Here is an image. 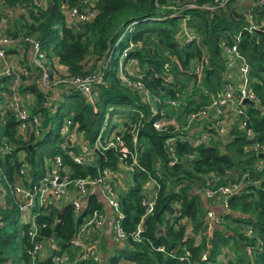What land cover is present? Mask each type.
Segmentation results:
<instances>
[{"label":"trees","instance_id":"16d2710c","mask_svg":"<svg viewBox=\"0 0 264 264\" xmlns=\"http://www.w3.org/2000/svg\"><path fill=\"white\" fill-rule=\"evenodd\" d=\"M214 1L95 0L93 19L86 25L70 29L65 26L62 0H45V4L35 0H0V16L7 11L16 13L6 35L12 39L37 38L51 70H55L57 64L62 66L67 79H85L98 72L103 74L100 84L90 86L89 98L74 89L62 99L51 102L50 94H44L39 88L37 70L26 62L19 63H26L24 68L30 74L18 76L15 93L27 100L30 112L42 118L44 132L36 141L18 134V122L4 104L14 93L12 87L16 78L0 79V148L3 141L16 147L9 155L0 153L1 184L6 190V205L0 206V264H40L27 255L28 225L21 221V216L18 219L10 214L20 213V203L11 192L17 182L18 154L23 153L24 161L30 166L28 177L33 181L49 172L54 156L61 157L71 179L96 180L104 169H118L120 161L115 151L107 150L102 153L103 159L98 157L92 164L83 166L76 164L69 155V151L76 153L75 148L60 150L57 143L61 145L65 140L61 131L63 122L68 120L71 131L82 135L89 146H93L104 118L109 116L122 117L136 126L140 168L129 174L128 187L119 191L124 214L121 225L128 237L127 243L124 246L116 244L115 253L106 264H222L216 259L228 246L230 253L223 256L224 264H264V160L258 158L264 149V39L257 31L249 33L245 30L250 21L232 2L223 10L211 12L185 9L183 15L191 17L188 28L201 37L198 46L185 43L180 32L183 15H174L172 9L181 10L192 3L213 6ZM66 4L68 7L76 5L74 0H67ZM252 15V24L260 27L264 23V5L255 7ZM133 22H136L134 32L127 34L113 49L126 26ZM260 30L264 31V28ZM238 34L237 51L249 66L251 91L258 107L248 106L236 122L244 120L252 138L248 139L245 133L235 129L225 142L194 147L183 141L186 134L175 131L174 126H169L166 131L154 130L152 122L161 117V111L165 115L162 119L175 118L179 124L186 115L206 107L212 96L226 89L230 59L224 55L222 47H232ZM130 43L131 49L122 63L123 72L133 74L137 70L135 75H140L141 80L133 76L130 81L139 82L149 99H144L143 92L128 87L119 79V58ZM199 63L202 66L200 78L194 73ZM126 65L131 69L127 70ZM152 108L156 110L155 115ZM132 126L125 122L120 130L125 131L129 148L131 137L126 133ZM171 139L173 141L168 143ZM105 140L103 136L101 141ZM253 145L259 147L256 152L244 151L245 147ZM254 163L257 164L255 167ZM260 163L262 169L257 168ZM208 175L218 178L217 185L245 186L230 197L229 206L232 212H240L247 218L234 219L227 215L225 219L227 222L234 219L250 228L252 237L248 240L237 228L231 230L233 236L226 234L229 225L214 228L209 239L208 260L203 261L201 255L205 251L206 238L196 245L192 235L207 227L203 220L204 205L195 189L202 190ZM150 178L157 181L159 190L153 214L142 220V189ZM102 207L96 194H90L79 212H75L70 203L54 209L50 206L36 208L43 213L37 218V224H45L43 234L53 235L57 240V254H66L67 264H97L76 261L71 242L83 219L94 211L101 212ZM6 225L11 226V232L5 230ZM140 225L142 241L136 243L129 235ZM248 243L254 247L252 258L243 252ZM160 246L167 252L175 250V258L156 252ZM186 252L188 256H185ZM231 253L233 259L229 257ZM179 258L183 260L179 261Z\"/></svg>","mask_w":264,"mask_h":264},{"label":"built area","instance_id":"2783aa9c","mask_svg":"<svg viewBox=\"0 0 264 264\" xmlns=\"http://www.w3.org/2000/svg\"><path fill=\"white\" fill-rule=\"evenodd\" d=\"M39 4H45V0H35ZM76 5L68 7L66 4L67 0H62L61 10L66 16L65 26L66 28H76V26L86 25L90 20L93 19L94 13V1L95 0H74ZM241 0H215V5H201V6H188L181 10H175L174 15H183L185 9H198L201 11H213L216 9H224L228 4L234 2L235 6L239 4ZM249 6L245 9H241L248 20L250 26L245 29L249 33L253 31H261L260 28H264V23L260 27H256L252 24V10L255 7L263 6L264 0H250ZM242 3L246 5L245 0ZM171 8V7H170ZM16 13L7 11L0 16V79L15 77L14 86L12 90L14 93L9 101H5V105L14 114L17 122V132L19 135L30 138L33 140H39L42 138V118L40 115H34L30 112L27 107V102L19 94L15 93L18 76L22 75L27 77L30 73L24 68V65L19 63L24 62L23 56L28 53L29 65H31L38 73V85L40 90L44 94H50L51 102L58 99H62L65 94L72 90L84 89L90 93V86L94 83L100 84L103 79V74L98 72L96 75H92L85 79H67L63 75V68L60 65L55 66V70H51L46 58L45 52L42 50L41 43L37 38H21L12 39L6 35V29L12 20H14ZM191 17L187 14L182 16L180 24V32L182 41L185 43L200 45V35L188 28V22ZM136 22L130 23L126 26L123 33L118 37L114 44L116 48L123 38L134 32V26ZM240 42V34L235 38V43L232 47H225L222 43V51L224 55L229 56L228 73L227 79L228 84L226 89L220 93L211 97L209 104L201 108L195 113L186 115L183 122L177 123L175 118L170 120H164L165 117L163 112H160L161 117L152 122V127L156 131H166L169 126H174L175 131L186 134L183 137V141H187L188 144L194 147H200L202 145H210L215 142L222 143L223 140L230 139L231 132L235 129L245 133L248 139L252 138L251 133L246 129V123L244 120H236L245 114L248 106L257 105V99L251 91L252 81L249 77V66L244 57H242L237 51V44ZM27 50L25 51V46ZM132 44L130 43L126 49L123 50L119 58V79L123 84L128 87H133L140 93H144V99H149L148 93L143 89V86L136 82L131 83L130 77H136L141 80V76L135 75V72L124 73L123 72V60L127 56V52L131 49ZM112 49V52H113ZM15 51L18 60H10L8 53ZM109 59L106 63L109 62ZM204 57V56H203ZM202 57V59H203ZM206 63V61H205ZM200 64V63H199ZM26 66V65H25ZM235 69V74L233 70ZM202 66L197 65L194 68V73L198 78L202 75ZM89 98V97H88ZM247 100L251 104H243ZM173 104V103H171ZM152 114H156L155 108L151 110ZM125 121V120H124ZM125 122L132 126L130 120ZM107 124L102 127L99 132L93 146L85 141L82 135H77L75 131H71V121L65 120L63 122V128L61 135L64 136L65 140L57 146L60 150H67L75 148L76 153L69 151V155L73 157V160L78 165H90L97 160L99 157L97 153L102 154L107 150H113L117 153V157L120 161L119 167H124L125 171L118 172L117 170L104 169L101 175L96 180L90 179H71L70 173L67 167L63 164L60 156H54L51 158V169L46 173L40 180L33 181L28 177V171L30 166L24 161L23 153L18 154L19 169L17 173V182L14 184L11 192L14 198L20 203L19 209L21 212V221L28 225L27 237L29 247L27 249V255L32 261L37 260L40 264H67L68 257L66 254L58 255L59 246L54 236H46L43 234V229L46 228L45 224H37V218L43 213L36 211V208H60L66 203L72 204L75 212H79L82 207L85 206L86 199L90 195V191L98 188L102 192L105 198V202L111 210V216L108 219V225L111 231V238L115 244L124 246L127 243V235L125 234L122 227V220L124 214L120 208L119 203V191L121 187V178L128 176L133 173L135 169L140 168L137 160V133L134 130L135 125L127 131V135L131 137L130 148L127 146L125 139V131L111 132L109 137H106L105 141H101L104 136V131L107 128ZM237 127V128H234ZM173 139L169 140L168 143L172 142ZM225 142V141H223ZM16 147L7 141H3L0 153L9 155ZM258 146H247L244 148L245 152L257 151ZM170 152L172 156L174 151L171 148ZM258 153V152H257ZM261 154L264 155V149ZM103 156V154H102ZM104 157V156H103ZM257 168L262 169V166L258 165ZM157 177H160L159 172L156 173ZM218 178L213 175H208L205 179L204 187L202 188L203 196L207 201H219L226 211V215L230 210L229 200L233 195L236 185H217L216 180ZM2 171L0 170V206L5 207L6 190L2 187ZM88 186V189L86 188ZM159 185L154 178H150L142 189V207L144 208V215L142 220L150 216L154 212L157 191ZM225 215V216H226ZM206 223V229L199 231L194 237L196 245L202 244L204 238L205 251L201 255L203 261L208 260L210 251V241L213 228L212 226H223L226 219L224 216H215L211 211H206L203 217ZM104 225V216L101 212L94 211L91 215L87 216L81 223V229L78 230L74 238L72 239L71 245L73 252L77 255L76 261H92L97 264H101L97 247L94 243L84 242V236L88 234H94ZM142 225H140L134 233L130 234L129 237L133 242L140 243L142 241ZM246 236L252 237V231L247 230ZM261 243V242H258ZM257 245V244H256ZM258 246V245H257ZM253 246L249 243L245 246L244 250L248 257L253 256ZM156 252L167 255L169 258H175V250L167 252L164 247L160 246L155 249ZM230 253L229 250L223 251L221 256ZM251 255V256H250ZM185 256H188L186 252ZM183 258H179L182 261Z\"/></svg>","mask_w":264,"mask_h":264},{"label":"crops","instance_id":"0c3cea01","mask_svg":"<svg viewBox=\"0 0 264 264\" xmlns=\"http://www.w3.org/2000/svg\"><path fill=\"white\" fill-rule=\"evenodd\" d=\"M245 2H246V5L244 3H242V0L239 2V4L241 5L240 7L243 8V9H245V7L247 8L249 6V2H251V1L250 0H245ZM8 56H9L10 60H12V61L15 60V59L18 60L16 58L17 54H16L15 51H12L11 53H8ZM0 89H1V85H0ZM223 141H227V140H223ZM260 166H262V163H260ZM125 177H127V178H124L121 181L122 182L121 183V187H120L121 190H125L128 187L127 186L128 182L130 181L129 175L125 176ZM236 186L237 187H236V189H235L233 194L239 193L240 191L243 190V188H245V186L242 185V184H238ZM195 190H196L195 193L199 195V197L201 199V202L204 205L205 212L206 211H211L217 217L218 216L219 217L220 216H224V218H226L225 217L226 211H225V209L223 208L222 204L219 201H207L205 199V197L203 196L201 188H197L196 187ZM90 194H96L98 200L103 205L102 211H101V215L104 216V225H103L102 229H100L96 233H94L92 235L88 234V236H84V239L82 241H84V242L88 241L90 243H94L95 246L97 247V252L99 254V258H100L101 264H106V261L108 260V258L115 253V248H116V244L114 243V241L111 238V231H110V227L108 225V219L111 216V210L108 207V205L106 204L104 195L102 194L100 189L96 188V189L90 191ZM227 215H230L234 219H239V218L240 219H245V218H247L246 215H244V214H242L240 212L229 211L227 213ZM234 219H231L233 222L230 221V220L228 222L226 221V223L224 222V225L221 226V227L213 225L212 226V228H213L212 230H214V228H221L222 229V228H224V226L229 225V227H228L229 230L225 231L226 234H228L230 236H233L234 234H233V232L231 230L237 228L238 230H240L239 231L240 234H243V235L245 234V238L248 239V237L246 236V233H247V230L250 229V228H248L245 225H242L240 223L239 224L236 223L234 221ZM78 229L79 230L81 229V224L79 225ZM227 249L229 250L230 246H228ZM222 252H223V250H222ZM243 252L245 253L244 249H243ZM232 255L233 254L231 253V255L229 257H231L233 259L234 257H232ZM216 260H217L218 263H222V264L226 263L221 255H219Z\"/></svg>","mask_w":264,"mask_h":264},{"label":"rangeland","instance_id":"374dc122","mask_svg":"<svg viewBox=\"0 0 264 264\" xmlns=\"http://www.w3.org/2000/svg\"><path fill=\"white\" fill-rule=\"evenodd\" d=\"M192 6H197V5H195V4H191ZM204 5H207V4H204ZM236 8H238L239 10H241L242 8L239 6L238 7V5H236ZM246 21H247V19H246ZM9 37V36H8ZM117 56V54L115 55V57ZM23 58H24V62H26L27 64H29V57H28V53L26 52L25 53V55L23 56ZM25 63V64H26ZM21 65V64H20ZM125 68L128 70V69H131V66H129V65H126L125 66ZM235 69L233 70V74H235ZM26 100V99H25ZM27 101V100H26ZM1 104H2V102L0 101V109H1ZM172 106H175V103H173L172 104ZM197 112V111H196ZM192 113H195V112H192ZM109 116V115H108ZM65 117V116H64ZM65 119H67V118H65ZM104 123H103V127L107 124V129L105 130V133H104V136L105 137H109L110 135H111V131L112 132H118V131H120L121 129H122V127H123V124L125 123V121H124V119L122 118V117H119V118H117V117H110L109 116V118L107 117H105L104 118V121H103ZM222 142H223V139H222ZM257 164L256 163H254V167L256 166ZM123 172V171H125V168L124 167H119V169H118V172ZM124 178H127V177H122L121 178V181H122V179H124ZM129 178V177H128ZM122 183V182H121ZM121 190V189H120ZM10 214H12V215H14L15 217H18V219H20V216H21V212L19 213V211L17 212V213H13V212H11ZM85 219V218H84ZM5 230L7 231V232H11L12 231V228H11V226H9V225H6V228H5ZM223 251H226V250H228L227 249V247H224L223 249H222ZM224 261V260H223Z\"/></svg>","mask_w":264,"mask_h":264},{"label":"water","instance_id":"95a60500","mask_svg":"<svg viewBox=\"0 0 264 264\" xmlns=\"http://www.w3.org/2000/svg\"><path fill=\"white\" fill-rule=\"evenodd\" d=\"M257 33L260 34V35L263 37V39H264V32H259V31H257ZM77 91L80 92V93H83L87 98L89 97L88 92L85 91L84 89H78ZM243 104H251V103H250L249 101L245 100V101L243 102ZM97 155L99 156L100 159H103L102 154L97 153ZM258 158L264 160V155L260 153V154L258 155ZM86 188L88 189V186H87Z\"/></svg>","mask_w":264,"mask_h":264}]
</instances>
